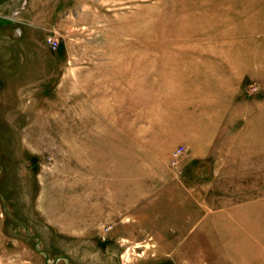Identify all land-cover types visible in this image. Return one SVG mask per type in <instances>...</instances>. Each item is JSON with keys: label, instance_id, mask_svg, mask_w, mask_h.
I'll list each match as a JSON object with an SVG mask.
<instances>
[{"label": "rangeland", "instance_id": "rangeland-1", "mask_svg": "<svg viewBox=\"0 0 264 264\" xmlns=\"http://www.w3.org/2000/svg\"><path fill=\"white\" fill-rule=\"evenodd\" d=\"M0 264H264V0H0Z\"/></svg>", "mask_w": 264, "mask_h": 264}, {"label": "built area", "instance_id": "built-area-1", "mask_svg": "<svg viewBox=\"0 0 264 264\" xmlns=\"http://www.w3.org/2000/svg\"><path fill=\"white\" fill-rule=\"evenodd\" d=\"M51 40V38H49V41ZM183 153V148H178L177 150H176V153H175V155L176 156H179V155H181ZM174 164H177V162H175Z\"/></svg>", "mask_w": 264, "mask_h": 264}]
</instances>
